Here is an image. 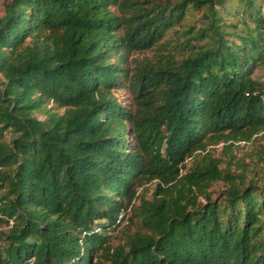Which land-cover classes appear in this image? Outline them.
<instances>
[{
	"label": "trees",
	"instance_id": "16d2710c",
	"mask_svg": "<svg viewBox=\"0 0 264 264\" xmlns=\"http://www.w3.org/2000/svg\"><path fill=\"white\" fill-rule=\"evenodd\" d=\"M262 2L4 1L0 264H264Z\"/></svg>",
	"mask_w": 264,
	"mask_h": 264
},
{
	"label": "rangeland",
	"instance_id": "374dc122",
	"mask_svg": "<svg viewBox=\"0 0 264 264\" xmlns=\"http://www.w3.org/2000/svg\"><path fill=\"white\" fill-rule=\"evenodd\" d=\"M6 0H0V12L2 9V3ZM235 0H232V3L230 5V12L231 14L234 12L236 4L234 3ZM262 5V3H261ZM200 17V12L198 11H190L189 14L185 17L183 20V25L190 24L194 21L196 25H198V21L196 22L197 18ZM231 18L227 15L226 21H230ZM153 50L149 49L146 51H140V52H131L128 56V60L132 61L134 58H141L144 56H151ZM254 76L258 78L259 80H264V66H260L256 68L254 71ZM112 93L115 95L116 99L121 103H127L128 97H129V91L128 90H121L116 89L113 90ZM262 132L258 133L256 137L253 140H250L248 142L239 141L232 145L231 147V153L234 156L233 160H238L239 162L245 163V166H247V175L251 176L253 174L254 177L260 178L261 174L264 172V136L261 134ZM226 143L220 141L216 144H209L206 146V149H209L212 152V155L221 158H225V156L222 154V147ZM186 166L189 165L190 160L187 158L185 160ZM231 170H234V165L232 164L230 166ZM154 180H151L149 182H144L142 185L137 186L135 195L138 193H142L145 197L148 196L149 192L151 191V188L153 186ZM224 187L223 183L221 181H218L214 186L211 187L213 195H217L216 191L221 190ZM136 202V200H132ZM122 226H119V230ZM118 234V233H117Z\"/></svg>",
	"mask_w": 264,
	"mask_h": 264
},
{
	"label": "built area",
	"instance_id": "2783aa9c",
	"mask_svg": "<svg viewBox=\"0 0 264 264\" xmlns=\"http://www.w3.org/2000/svg\"><path fill=\"white\" fill-rule=\"evenodd\" d=\"M261 14L264 16V0L262 2V5H261Z\"/></svg>",
	"mask_w": 264,
	"mask_h": 264
}]
</instances>
